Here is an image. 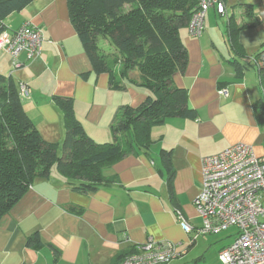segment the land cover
I'll list each match as a JSON object with an SVG mask.
<instances>
[{
  "label": "crops",
  "instance_id": "obj_1",
  "mask_svg": "<svg viewBox=\"0 0 264 264\" xmlns=\"http://www.w3.org/2000/svg\"><path fill=\"white\" fill-rule=\"evenodd\" d=\"M25 23L42 33L40 56L11 73V57L0 52V74L18 90L19 84L27 87V96L18 95L41 138L56 144L62 157L65 125L56 100L61 99L70 102L87 137L97 144L112 142L118 109L140 106L148 90L126 79L123 90H112L106 73L92 71L66 0H34L4 20L9 30ZM179 37L187 64L171 80L186 91L196 118H167L152 127L148 150L102 167L107 183L93 193L72 189L56 166L47 177L34 179L0 221V264H116L149 239L178 241L186 234L181 218L194 230L201 226L194 200L204 157L236 144L264 156V128L253 108L260 97L256 55L264 43V0H226L224 15L207 12L200 37H191L187 26ZM98 48L116 55L105 39ZM135 75L129 79L137 81ZM35 233L45 244L37 251L27 246Z\"/></svg>",
  "mask_w": 264,
  "mask_h": 264
},
{
  "label": "trees",
  "instance_id": "obj_2",
  "mask_svg": "<svg viewBox=\"0 0 264 264\" xmlns=\"http://www.w3.org/2000/svg\"><path fill=\"white\" fill-rule=\"evenodd\" d=\"M33 1L0 0V33L17 30H9L4 20ZM66 1L70 22L92 71L106 73L112 90H123L126 79L149 94L138 107L124 105L118 109L110 127L113 141L106 144L87 137L70 102L56 99L65 125L62 157L58 158V146L44 141L24 112L15 83L0 74V221L31 182L47 177L53 166L72 189L93 193L107 183L102 167L137 150H148L153 143L152 127L167 118H196L188 106L186 91L174 87L171 77L186 67L187 54L179 31L188 26L197 0ZM100 39L108 41L116 55L103 54L98 48ZM256 59L260 97L253 108L264 128V43ZM132 72L138 74L137 81L129 79ZM160 156L168 162L166 151L162 150ZM27 246L37 251L45 244L35 233L27 239ZM52 251L57 257L58 251ZM122 257L116 264L123 261Z\"/></svg>",
  "mask_w": 264,
  "mask_h": 264
},
{
  "label": "built area",
  "instance_id": "obj_3",
  "mask_svg": "<svg viewBox=\"0 0 264 264\" xmlns=\"http://www.w3.org/2000/svg\"><path fill=\"white\" fill-rule=\"evenodd\" d=\"M226 0H197L188 23V34L199 37L209 10L225 14ZM41 31L25 23L15 31L0 33V52L11 57L12 70L40 56ZM20 55L23 59H20ZM19 94L28 95L24 84ZM224 95L223 90L219 91ZM201 191L194 207L201 220L197 235H217L234 229L233 239L219 252L221 264H264V156H256L245 144L233 145L201 160ZM182 230H194L183 218ZM178 256L176 245L149 239L137 246L120 264H170Z\"/></svg>",
  "mask_w": 264,
  "mask_h": 264
},
{
  "label": "rangeland",
  "instance_id": "obj_4",
  "mask_svg": "<svg viewBox=\"0 0 264 264\" xmlns=\"http://www.w3.org/2000/svg\"><path fill=\"white\" fill-rule=\"evenodd\" d=\"M11 70L12 64H10ZM135 77L138 78V75ZM194 226L199 227L200 223ZM233 232L234 229H230L217 235H197L196 230L190 231L178 241L170 242L176 245L178 253L170 264H221L219 252L231 243Z\"/></svg>",
  "mask_w": 264,
  "mask_h": 264
}]
</instances>
